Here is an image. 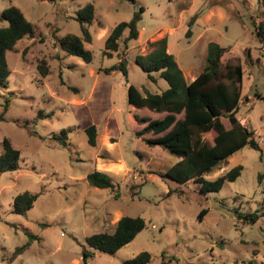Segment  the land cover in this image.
<instances>
[{
	"label": "rangeland",
	"instance_id": "1",
	"mask_svg": "<svg viewBox=\"0 0 264 264\" xmlns=\"http://www.w3.org/2000/svg\"><path fill=\"white\" fill-rule=\"evenodd\" d=\"M86 3L94 7L91 39L83 43L90 62L58 46L66 33L81 35L74 17ZM9 5L21 10L35 34L7 50L9 74L0 87V153L4 138L20 152L18 168L0 173V264H121L140 251L149 253L147 264H264V178L257 181L264 171V49L252 24L264 20V0H0V13ZM139 6L138 39L125 45L124 32L118 50L106 54L110 30ZM6 24L0 20V27ZM162 36L187 82L203 69L209 42L227 48L213 81L229 83L227 66L241 65L237 118L253 131L260 150L244 146L205 175L214 179L242 167L219 191L201 193L196 185L162 176L180 158L135 135L128 85L142 95L167 87L157 73L155 82L148 79L135 57ZM120 56L126 77L119 70L105 74ZM41 60L48 66L45 76L36 68ZM89 124L96 126L95 146L83 130ZM63 129L65 147L50 138ZM99 161L112 167L115 197L86 180L101 170ZM23 191L37 198L24 214L12 213L13 198ZM202 209L207 212L199 218ZM235 210L261 216L247 224ZM121 216H139L146 225L113 254L88 246L87 236L112 232Z\"/></svg>",
	"mask_w": 264,
	"mask_h": 264
},
{
	"label": "trees",
	"instance_id": "2",
	"mask_svg": "<svg viewBox=\"0 0 264 264\" xmlns=\"http://www.w3.org/2000/svg\"><path fill=\"white\" fill-rule=\"evenodd\" d=\"M53 1V0H50ZM143 7L134 10L128 21L117 23L104 40L105 53L110 55L117 51L119 39L126 32L123 41L136 40L139 37L138 22L141 19ZM80 24L81 35L66 33L58 39V46L66 54L81 58L84 62L91 61V52L83 43L90 42L91 36L88 26L94 22V7L86 3L79 8L74 17ZM0 20L7 22L0 27V87L5 85L9 74L6 52L23 37H34L32 23L23 15L21 10L9 5L0 13ZM191 23L189 22L188 26ZM256 34L264 49V20L252 21ZM187 29L186 34H188ZM150 50L146 54L135 57L140 68L147 74L148 79L155 82V74L163 78L167 87L160 93H151L143 90V95L132 84L128 85L127 102L129 112L139 128L135 135L148 145H159L167 152L180 159L162 176H167L178 183L189 182L199 187L201 193L219 191L225 182L234 181L242 167L236 165L214 179H206L205 175L226 164L228 158L236 151L248 146L260 150V145L254 138L252 130L241 125L237 118L241 102L240 85L242 68L240 64L227 66L223 77L229 83L216 79L217 70L226 47L216 42H209L206 48V63L203 69L189 82L178 67L174 57L167 51V37L162 36L149 41ZM126 58L120 56L118 62L104 68L105 74L119 70L125 77L127 75ZM38 72L45 76L48 66L44 60L37 65ZM261 98L264 99V96ZM6 106V104H5ZM143 108L157 113L156 118L147 115ZM142 109V110H141ZM41 115V112L38 113ZM223 119H227L229 127H225ZM87 142L96 145V126L89 124L84 127ZM152 133L154 136L145 137ZM61 146L67 145L65 130L50 137ZM20 152L14 148L7 138L3 139V148L0 153V173L18 168ZM264 178V171L257 174L258 183ZM87 182L95 187L108 188L114 191V184L108 173L93 169L86 175ZM171 191L169 190L168 193ZM114 197L117 191H114ZM37 195L23 191L14 196L11 212L24 214L33 206ZM207 212L202 209L199 218ZM237 220L243 223H254L261 215L257 210L252 212L234 211ZM145 221L139 216H121L115 223L112 232H95L86 237L91 248L113 254L119 248L133 240L136 234L145 227ZM22 247L15 249L19 252ZM90 252H84V258ZM150 255L147 251H140L130 259L121 261V264H147ZM247 264H251L250 262Z\"/></svg>",
	"mask_w": 264,
	"mask_h": 264
},
{
	"label": "crops",
	"instance_id": "3",
	"mask_svg": "<svg viewBox=\"0 0 264 264\" xmlns=\"http://www.w3.org/2000/svg\"><path fill=\"white\" fill-rule=\"evenodd\" d=\"M193 79V78H192ZM191 79V80H192ZM190 80V81H191ZM102 143H104V145H108V144H110V142L109 141H105V142H102ZM179 160V159H178ZM177 160V161H178ZM99 167H101V170L100 171H105V172H112L113 170H112V167H110V165H107L106 163L104 164L102 161H99L98 162V164H97ZM119 166H122V162L121 161H119ZM126 169H128V168H126Z\"/></svg>",
	"mask_w": 264,
	"mask_h": 264
}]
</instances>
